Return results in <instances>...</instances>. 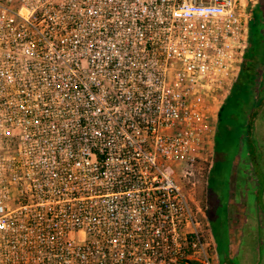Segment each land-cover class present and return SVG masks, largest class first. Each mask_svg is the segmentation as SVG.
<instances>
[{
    "label": "built area",
    "instance_id": "obj_1",
    "mask_svg": "<svg viewBox=\"0 0 264 264\" xmlns=\"http://www.w3.org/2000/svg\"><path fill=\"white\" fill-rule=\"evenodd\" d=\"M247 0H0V264H216L192 167Z\"/></svg>",
    "mask_w": 264,
    "mask_h": 264
},
{
    "label": "rangeland",
    "instance_id": "obj_2",
    "mask_svg": "<svg viewBox=\"0 0 264 264\" xmlns=\"http://www.w3.org/2000/svg\"><path fill=\"white\" fill-rule=\"evenodd\" d=\"M248 4L252 9L255 2ZM256 5L264 19V0H258ZM255 47L253 41L251 55ZM260 48L262 62L257 65L250 92L242 97L244 103L238 102L237 94L226 102L219 125L218 116L215 120L210 147L197 153L192 167L196 182L192 190L196 195L194 200L206 213L216 255L221 259L216 264L224 259L225 264H264V102L260 111L253 114L251 127L249 117L264 101V45ZM248 66L247 63L238 86L250 79ZM236 245L239 247L231 262L226 257Z\"/></svg>",
    "mask_w": 264,
    "mask_h": 264
},
{
    "label": "trees",
    "instance_id": "obj_3",
    "mask_svg": "<svg viewBox=\"0 0 264 264\" xmlns=\"http://www.w3.org/2000/svg\"><path fill=\"white\" fill-rule=\"evenodd\" d=\"M248 3H253L255 2V5H254V8H250L249 7V12H250V15L252 18V20L250 19L249 21V38H248V46H247V49L245 51V54H244V58H243V61H242V64L240 66V71H239V74H238V78L237 80L234 82L230 92H229V95L228 97L226 98V100L223 102L222 106L220 107L219 109V112H218V125H219V122L221 121V113L223 111V108L226 104V102L231 98L233 97V95L237 94V100L238 102L241 104V103H244V101H242V97H244V95H248V93L250 92V89L252 87V84L254 83V77L256 76V68H257V65L259 63V61L262 62V56L260 58V50H261V46L264 45V19L262 17V13H261V10L259 9L258 5H256V2H258V0H247ZM250 17V18H251ZM255 41L256 42V47H255V50L254 52L250 53V49H251V46H252V42ZM264 58V57H263ZM247 63L249 64V78L247 82H245L243 85L241 86H238L237 83L241 77V74L243 72V70L246 68L245 66L247 65ZM264 101H261L259 103V105L257 106L256 110L254 109L253 110V113L250 117V127L252 125V120H253V114L254 113H258L260 110L259 107L262 106ZM218 135V127H217V131H216V136H215V146H214V165H213V168L215 166V157H216V137ZM207 195H208V192H207Z\"/></svg>",
    "mask_w": 264,
    "mask_h": 264
},
{
    "label": "crops",
    "instance_id": "obj_4",
    "mask_svg": "<svg viewBox=\"0 0 264 264\" xmlns=\"http://www.w3.org/2000/svg\"><path fill=\"white\" fill-rule=\"evenodd\" d=\"M221 107V106H220ZM218 116V115H217ZM246 199V198H245ZM246 203V202H245ZM239 247V245H236V247H235V250H232V251H230V256H228V257H226V258H228L229 259V261H234V259H235V252L237 251V248ZM222 259H224V258H222ZM221 261V259H220V256L219 255H216V258L214 259V262L215 261ZM221 264H225V259H224V261H222V263Z\"/></svg>",
    "mask_w": 264,
    "mask_h": 264
}]
</instances>
